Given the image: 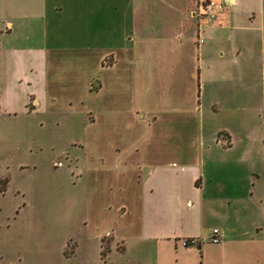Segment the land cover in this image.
I'll return each mask as SVG.
<instances>
[{
  "label": "crops",
  "instance_id": "crops-1",
  "mask_svg": "<svg viewBox=\"0 0 264 264\" xmlns=\"http://www.w3.org/2000/svg\"><path fill=\"white\" fill-rule=\"evenodd\" d=\"M199 1L0 0V116L78 118L103 264H264L250 4Z\"/></svg>",
  "mask_w": 264,
  "mask_h": 264
},
{
  "label": "rangeland",
  "instance_id": "rangeland-1",
  "mask_svg": "<svg viewBox=\"0 0 264 264\" xmlns=\"http://www.w3.org/2000/svg\"><path fill=\"white\" fill-rule=\"evenodd\" d=\"M247 2L250 8L239 10L250 25L242 41L254 66V132L264 139V0ZM39 119L0 116V264H103L112 232L105 231V216L91 213L86 183L71 172V160L84 157L72 144L84 137L81 123ZM254 152L264 180V146Z\"/></svg>",
  "mask_w": 264,
  "mask_h": 264
},
{
  "label": "built area",
  "instance_id": "built-area-1",
  "mask_svg": "<svg viewBox=\"0 0 264 264\" xmlns=\"http://www.w3.org/2000/svg\"><path fill=\"white\" fill-rule=\"evenodd\" d=\"M225 7L224 3L214 2L211 0H202L197 3L195 16L197 18H205L208 22H211L216 18L219 10ZM203 39L200 38L199 42H202ZM61 163L58 162V165ZM223 239V233L218 228H213L211 231L210 241L212 243H219ZM196 240L193 238L183 239L182 245L187 246L195 243Z\"/></svg>",
  "mask_w": 264,
  "mask_h": 264
},
{
  "label": "trees",
  "instance_id": "trees-1",
  "mask_svg": "<svg viewBox=\"0 0 264 264\" xmlns=\"http://www.w3.org/2000/svg\"><path fill=\"white\" fill-rule=\"evenodd\" d=\"M108 251V248L105 247L101 250V256H104L106 254V252Z\"/></svg>",
  "mask_w": 264,
  "mask_h": 264
}]
</instances>
